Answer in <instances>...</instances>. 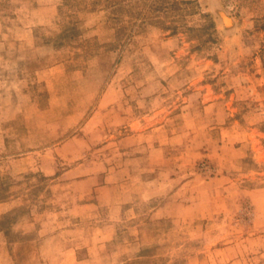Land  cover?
<instances>
[{"label": "rangeland", "instance_id": "rangeland-1", "mask_svg": "<svg viewBox=\"0 0 264 264\" xmlns=\"http://www.w3.org/2000/svg\"><path fill=\"white\" fill-rule=\"evenodd\" d=\"M179 1L0 0V264H264V0Z\"/></svg>", "mask_w": 264, "mask_h": 264}, {"label": "trees", "instance_id": "trees-1", "mask_svg": "<svg viewBox=\"0 0 264 264\" xmlns=\"http://www.w3.org/2000/svg\"><path fill=\"white\" fill-rule=\"evenodd\" d=\"M185 3V1H179V0H173L172 2L171 1H164V0H161V4H163L161 7H163L162 9H165L166 10V6H167V4H170V5H174V4H176V7H177V5H178V7H179V5L181 4V3ZM177 7V8H178ZM161 9V10H162ZM180 9V8H179Z\"/></svg>", "mask_w": 264, "mask_h": 264}]
</instances>
